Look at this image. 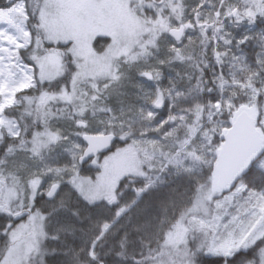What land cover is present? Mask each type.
Here are the masks:
<instances>
[{"label": "snow or ice", "instance_id": "obj_1", "mask_svg": "<svg viewBox=\"0 0 264 264\" xmlns=\"http://www.w3.org/2000/svg\"><path fill=\"white\" fill-rule=\"evenodd\" d=\"M0 220V264H264V0H0Z\"/></svg>", "mask_w": 264, "mask_h": 264}, {"label": "trees", "instance_id": "obj_2", "mask_svg": "<svg viewBox=\"0 0 264 264\" xmlns=\"http://www.w3.org/2000/svg\"><path fill=\"white\" fill-rule=\"evenodd\" d=\"M0 222H3V221L0 220ZM215 259H217V258H208L209 262H211V261H213V260H215Z\"/></svg>", "mask_w": 264, "mask_h": 264}]
</instances>
